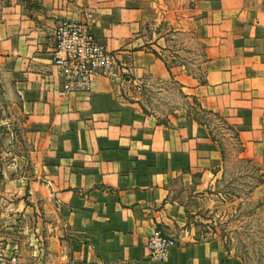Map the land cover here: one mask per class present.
Instances as JSON below:
<instances>
[{
    "label": "crops",
    "instance_id": "obj_1",
    "mask_svg": "<svg viewBox=\"0 0 264 264\" xmlns=\"http://www.w3.org/2000/svg\"><path fill=\"white\" fill-rule=\"evenodd\" d=\"M196 3L208 59L201 84L170 71L154 50L161 38L144 35L164 0H0V68L31 144L28 175L10 178L0 203L8 255L17 248L22 264H242L190 227V198L213 195L222 165L210 128L187 113L161 120L143 100L178 79L264 168V0ZM66 17L88 19L115 58L88 92L62 93L54 32ZM157 230L177 243L163 260L147 246Z\"/></svg>",
    "mask_w": 264,
    "mask_h": 264
},
{
    "label": "rangeland",
    "instance_id": "obj_2",
    "mask_svg": "<svg viewBox=\"0 0 264 264\" xmlns=\"http://www.w3.org/2000/svg\"><path fill=\"white\" fill-rule=\"evenodd\" d=\"M164 2L162 19L160 22L146 21L144 35L161 38L162 46L158 45L154 50L165 59L170 71L174 69L175 75H188L194 83H204L208 60L206 41L198 21L191 18L196 11V0ZM149 10L154 15V10ZM181 85L184 86L175 78L155 84L144 91L143 100L146 109L161 120H166L169 114L187 113L197 120L202 116L209 121L211 135L218 140L215 141L220 150L221 146L224 150L220 173L208 189L213 195L200 199L195 193L189 200V210L195 211L189 212L190 227L203 239L215 238L223 251L238 256L242 264H264V182L256 186L263 177V167L244 156L240 135L238 137L234 130L228 129L216 115L203 113L198 97L187 94L188 90ZM159 87L164 89L159 91ZM28 136L19 101L11 95L0 68L1 204L10 200V178L27 176L31 169ZM261 185L263 187L258 189Z\"/></svg>",
    "mask_w": 264,
    "mask_h": 264
},
{
    "label": "built area",
    "instance_id": "obj_3",
    "mask_svg": "<svg viewBox=\"0 0 264 264\" xmlns=\"http://www.w3.org/2000/svg\"><path fill=\"white\" fill-rule=\"evenodd\" d=\"M55 63L61 67L62 93L88 92L91 82L98 74L111 75L114 55L93 33L88 19L64 18L56 26ZM176 240L160 231H154L147 240L152 257L163 260ZM0 264H22L17 248L8 255L6 247L0 245Z\"/></svg>",
    "mask_w": 264,
    "mask_h": 264
},
{
    "label": "trees",
    "instance_id": "obj_4",
    "mask_svg": "<svg viewBox=\"0 0 264 264\" xmlns=\"http://www.w3.org/2000/svg\"><path fill=\"white\" fill-rule=\"evenodd\" d=\"M198 104H200V106H201V110H202V112L203 113H207V114H214V115H216L218 118H220V120L222 121V123H224V125L228 128V129H232V130H234L235 132H236V134L238 135V137H239V131L236 129V127L233 125V124H231L220 112H218V111H214L213 109H208V108H205V107H203L202 106V104L199 102ZM198 118V117H197ZM197 120V119H196ZM198 121L200 122V123H202V124H206L209 128H210V123H209V121H207V120H204L203 119V117L201 116L200 118H198ZM213 137V139L214 140H216V141H218L214 136H212ZM240 142H241V144H242V146H244L243 145V142L240 140ZM221 146V145H220ZM221 150H222V156L224 157V150L222 149V146H221ZM247 160H249V161H251V159H249V158H246ZM262 169V172H263V177H262V179H260L258 182H257V184H256V186H258V185H260L261 183H263L264 182V169L263 168H261Z\"/></svg>",
    "mask_w": 264,
    "mask_h": 264
}]
</instances>
